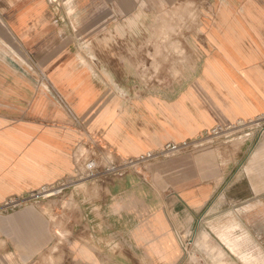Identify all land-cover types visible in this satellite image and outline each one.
I'll list each match as a JSON object with an SVG mask.
<instances>
[{
    "label": "crops",
    "instance_id": "0c3cea01",
    "mask_svg": "<svg viewBox=\"0 0 264 264\" xmlns=\"http://www.w3.org/2000/svg\"><path fill=\"white\" fill-rule=\"evenodd\" d=\"M0 21V206L98 164L0 212V264H196L222 221L264 257V130L242 125L264 114V0H6ZM218 125L245 138L124 165Z\"/></svg>",
    "mask_w": 264,
    "mask_h": 264
},
{
    "label": "built area",
    "instance_id": "2783aa9c",
    "mask_svg": "<svg viewBox=\"0 0 264 264\" xmlns=\"http://www.w3.org/2000/svg\"><path fill=\"white\" fill-rule=\"evenodd\" d=\"M255 121H261V122L264 121V114L252 122ZM242 125L244 124L242 123ZM235 128H237V126L235 125L234 126L218 125L209 132L204 133L202 136L190 140H185L180 143H168L163 148L156 151H150L144 156H141L140 158L125 162L124 165H130L142 161H152L155 159H163L171 156L187 154L189 152L199 150L200 148L212 144L217 139L223 137L227 132L230 133L229 131ZM77 163H78L77 174L73 178L62 180L56 185L46 186L41 188L40 190L33 191L24 194L22 196L10 198L0 206V212L19 210L29 204H36L53 197H60L64 195L65 191L71 186L76 185L88 179L93 180L97 178L98 164L95 158L87 157L85 153L80 152ZM121 167L123 166H115L113 164V166H110L107 169L108 170L111 169L112 171L119 172V170H121ZM192 243H193L192 237L187 239L185 243V249H187L190 245H192Z\"/></svg>",
    "mask_w": 264,
    "mask_h": 264
},
{
    "label": "rangeland",
    "instance_id": "374dc122",
    "mask_svg": "<svg viewBox=\"0 0 264 264\" xmlns=\"http://www.w3.org/2000/svg\"><path fill=\"white\" fill-rule=\"evenodd\" d=\"M5 3H6V0H1L0 1V8L5 7ZM194 8H196V7L193 6L192 9H194ZM176 10H178V9L176 8ZM162 19L163 18L159 19L158 22L160 20H162ZM194 19H196V18H194ZM159 23H161V22H159ZM3 26H4L3 22L0 21V30L3 29ZM155 39H158L159 42H163V40L165 42V40H166L165 37L162 38V36H160V35H158V38L156 37ZM156 56H158L161 59L162 58L165 59L166 56H167V51L162 49V48H159L156 51ZM4 66H6L7 68H10V66H8L6 64ZM0 67H2V66H0ZM154 67L156 68L157 66H154ZM162 67H163L162 64H159L157 68L160 69V71H161ZM148 68H150V67L144 65L143 66V71L146 73L147 71H149ZM36 69L35 70H31V72L39 73L38 70H36ZM4 72H6V70ZM7 72H10V70H8ZM260 123H261V121H255V122H252V123H246L243 126H245V127L249 126V127L253 128V127H256L255 124H258L257 126H260L259 129L264 130V124L262 125ZM240 128L239 127L235 128V129L229 131L230 133L227 132L228 134L226 133L221 138H225V137H227L229 135H230L229 137H231V136L239 137L241 135L242 139H244L245 137L242 136V135H244L246 133L245 130L241 131L240 133L236 132ZM109 158L110 159L112 158L111 154L109 155ZM263 219H264V217L261 216L260 217V221L263 220ZM224 224H225V221H222L220 223V225L215 224V226L217 228H213L214 230L211 228V226H212L211 225L210 227H208V229H209L208 231L209 232L207 230H205V229H202V230L199 231V233H198V235H197V237L195 239V244H196V246H198V248H196V249L191 251V248H190L191 246H189V250L187 251V252L191 251V254H192L196 264H200V262H199L200 256H202V253H204V252H202L199 249V247L204 246L202 244H204V241L207 238H218V237L221 238L228 245V247L233 251V253L236 254L241 259V261L244 264H264V257L262 256V254L260 252H257V251L254 252L252 249H249V250H246V251L243 250V248H244L243 245L246 244V242H244L245 241L244 238H247V237H245L243 235V233H241V234H233V233H231V231H228L230 229V227H228V228L226 227L225 228ZM235 228H237V227L234 225V229ZM206 245H207L208 249L207 250L205 249V251H207V253L206 254L204 253L203 256H207L208 258L211 257V259L214 261V263H211V264H228L226 262V260L228 258V254L225 256L226 253L223 250H220L218 252L209 243H207Z\"/></svg>",
    "mask_w": 264,
    "mask_h": 264
},
{
    "label": "bare ground",
    "instance_id": "6f19581e",
    "mask_svg": "<svg viewBox=\"0 0 264 264\" xmlns=\"http://www.w3.org/2000/svg\"><path fill=\"white\" fill-rule=\"evenodd\" d=\"M151 24H152V23H151ZM151 24H150V25H151ZM150 25H149V26H150ZM154 26H155V25H154ZM152 27H153V26H152Z\"/></svg>",
    "mask_w": 264,
    "mask_h": 264
}]
</instances>
